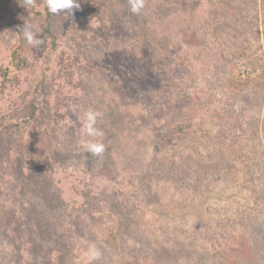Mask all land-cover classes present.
Returning <instances> with one entry per match:
<instances>
[{
  "label": "rangeland",
  "instance_id": "374dc122",
  "mask_svg": "<svg viewBox=\"0 0 264 264\" xmlns=\"http://www.w3.org/2000/svg\"><path fill=\"white\" fill-rule=\"evenodd\" d=\"M217 1L145 0L135 15L78 0L51 13L52 48L39 17L0 0V264H89L91 245L95 264H264V0H236L234 62L253 78L238 94L224 71L242 40L216 27ZM89 110L100 156L82 146Z\"/></svg>",
  "mask_w": 264,
  "mask_h": 264
},
{
  "label": "trees",
  "instance_id": "16d2710c",
  "mask_svg": "<svg viewBox=\"0 0 264 264\" xmlns=\"http://www.w3.org/2000/svg\"><path fill=\"white\" fill-rule=\"evenodd\" d=\"M22 6L27 7L34 15L40 18L41 24H40V30L42 31L43 35L48 39L50 45L52 48H55L57 46V38L55 34L52 31L51 26V13L47 10L46 6L43 8L42 11L37 10L33 2H29V0H17ZM246 11V7H244L240 2H237L236 0H218L216 5V11H213V14L216 18V27L219 29H223L228 36L231 38L239 39L241 41V45L236 48L235 53L233 54V57L231 59L227 60L225 64V71H224V83L227 85V87L232 90L234 94H238L252 82L253 78L251 77V74L249 73V70L247 71H240L237 66V63L235 64L234 59L236 58H246L247 50L246 46L242 45L244 41H246L245 36H247V24L244 21L243 14ZM246 63L241 65L240 68H246V66L249 68V66H252L253 63H249V61L246 59ZM252 61V60H251ZM253 62V61H252ZM227 66H229L230 70H226ZM247 68V69H248ZM233 70L238 71L237 75L233 73ZM33 105V104H32ZM35 105L32 106L31 113L29 115V119H32L35 115ZM174 132L177 134H183L188 135L194 134L197 132L190 124H184V123H178L175 128ZM227 145L232 147V144L234 145L235 139L237 137L234 135L226 134L225 136ZM189 159L191 161V157L189 156Z\"/></svg>",
  "mask_w": 264,
  "mask_h": 264
},
{
  "label": "clouds",
  "instance_id": "9594fccd",
  "mask_svg": "<svg viewBox=\"0 0 264 264\" xmlns=\"http://www.w3.org/2000/svg\"><path fill=\"white\" fill-rule=\"evenodd\" d=\"M29 2L31 3V0H29ZM128 3L131 13L135 15H139L145 7V0H128ZM45 6L53 15H68L71 14L74 9L80 7L78 0H45ZM19 33L30 47L40 48L43 45V39L39 37L32 23L25 22ZM83 119L84 122L81 131L90 139H86L82 146L87 153L93 156H100L104 152L105 146L102 141L97 139L103 136V132L96 126L97 113L89 110L84 114ZM86 258L89 264H95V262L101 258V252L95 245H91L87 250Z\"/></svg>",
  "mask_w": 264,
  "mask_h": 264
}]
</instances>
